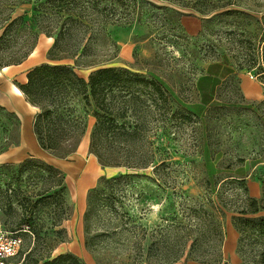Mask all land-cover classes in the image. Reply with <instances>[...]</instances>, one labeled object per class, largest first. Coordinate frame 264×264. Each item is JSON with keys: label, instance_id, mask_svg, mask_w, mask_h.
I'll return each mask as SVG.
<instances>
[{"label": "rangeland", "instance_id": "rangeland-1", "mask_svg": "<svg viewBox=\"0 0 264 264\" xmlns=\"http://www.w3.org/2000/svg\"><path fill=\"white\" fill-rule=\"evenodd\" d=\"M97 1L104 5L115 0ZM117 4L111 18V10L103 12L108 20L90 43L92 56L81 59L93 65L74 67L75 72L86 79L97 67H122L158 77L181 98L191 119L155 139L156 155L167 163L157 174L155 165L136 171L102 167L89 152L92 110L84 111L77 101L74 105L84 115L86 132L75 151L60 158L48 151L35 156L28 148L21 160L0 159V222L21 238L10 264H20L29 251L23 264L42 263L59 252L71 253L83 264H132L144 260L153 242L169 248L176 234L193 237L200 228L204 231V226L195 230L197 218L190 209L213 210L219 202L234 203L243 190L228 184L230 179L244 178L247 195L264 199V124L252 112L254 104L264 100V0H119ZM8 15L23 21L6 34L0 59L13 61L33 43L34 48L21 64L0 69V154L15 149L21 138L12 114L18 98L12 86L24 82L28 66L47 62L57 35V0H0V34ZM34 15L44 30L35 24ZM250 56L257 62L249 68L245 59ZM74 60L66 57L58 63L73 65ZM211 108L204 130L201 119ZM31 136L35 142L32 131ZM25 159L31 162L20 171L19 163ZM41 163L57 173L50 175ZM227 163L231 170L212 168ZM126 172L138 176L121 182L115 196L102 198L85 220L87 191L102 177ZM85 176L90 178L83 184ZM34 201L27 211L25 207ZM215 212L227 245L232 214ZM27 217L32 223L28 229ZM255 217H264V211ZM167 225L183 228L168 230ZM190 226L193 232L185 230ZM234 236L237 239L238 233ZM221 255L220 264H230L224 261L222 248ZM238 258L237 264L249 260Z\"/></svg>", "mask_w": 264, "mask_h": 264}, {"label": "trees", "instance_id": "trees-1", "mask_svg": "<svg viewBox=\"0 0 264 264\" xmlns=\"http://www.w3.org/2000/svg\"><path fill=\"white\" fill-rule=\"evenodd\" d=\"M118 1L100 5V1L97 0H86L83 4L70 0H57V35L47 53L48 60H57V63L44 62L32 67L26 72V81L17 84V88L29 104L39 109L33 119L32 131L42 150L60 158L75 151L86 132L84 115L78 112L74 105L77 101L84 111L92 110L94 123L89 133V152L96 156L102 167L136 171L155 165L153 173L157 174L160 169L167 166V163L157 157L156 151L158 152L159 149L154 145L155 139L166 135L173 125L181 126L191 119L190 111L181 103V98L173 95L160 78L146 77L126 68L97 67L86 79L79 77L74 70V67L93 65V63L83 64L81 59L92 56L90 43L99 32L101 23L108 20L104 11L111 10L113 12L109 14L111 18ZM61 12L66 15L63 17L60 15ZM176 14L189 15L186 12H176ZM37 16H33V21L40 30H44L36 21ZM61 17L63 19L59 22ZM84 19L86 22H83ZM4 21L6 24L2 26L0 44L5 42L8 31L15 24L23 21V18H11L8 15ZM46 34L51 37L50 33L46 32ZM33 48L34 43L22 57L13 61L3 62L0 59V68L10 64H20ZM66 57L75 58L73 65L58 63ZM245 61L246 66L250 68L256 64L257 59L250 56ZM254 105L252 112L260 117L264 124V100ZM215 108H224V106ZM212 109H209L201 119L204 130H207ZM12 114L17 120L16 124L20 126L18 116L14 112ZM15 144H18V141ZM243 161L244 159H239L238 162ZM30 162L25 159L19 163L20 171L26 169ZM223 164H216V167L212 168L213 170L232 169L230 163ZM8 165L3 164L2 167ZM40 165L49 171L50 175L57 173V170L51 166L43 163ZM133 176L138 174L126 172L117 177L100 178L97 184L87 191L85 220L87 214L102 198L104 200L107 197L113 198L121 188V182ZM227 183L243 190L234 203L219 202L214 207L215 210H208L203 206L190 209L197 218L195 230L204 226V231H200V228L193 237L176 234L169 248L160 247L153 242L147 247L144 260L138 259L132 264H175L183 257L185 260L200 263L220 264L223 234L215 211L220 215H224L225 212L232 214L231 224L238 233L236 252L242 261L249 259L245 260L244 264H264V217H255L257 213L264 211V199L257 200L247 195L244 178H233ZM207 185H210L209 180ZM106 190L108 193L105 192ZM36 202H32L25 209L31 212V207ZM107 203L111 204V201ZM25 223L28 228L32 227L30 217L25 218ZM166 228L177 230L183 227L167 225ZM187 228L193 232L192 226L186 227L185 230ZM199 231L201 234L198 235ZM161 251L165 254L157 256ZM29 252L25 254L20 264L24 263ZM33 264L83 263L71 253H61L42 263L35 261Z\"/></svg>", "mask_w": 264, "mask_h": 264}, {"label": "crops", "instance_id": "crops-1", "mask_svg": "<svg viewBox=\"0 0 264 264\" xmlns=\"http://www.w3.org/2000/svg\"><path fill=\"white\" fill-rule=\"evenodd\" d=\"M47 40H51V38H46ZM51 42V41H50ZM35 51H33L31 53L30 56H32L34 54ZM47 62H52L54 63V61H49L47 60ZM41 63V62H40ZM21 64V63H20ZM19 65V64H17ZM39 65V63H36L32 66H28V69H31L32 67ZM10 66H4L2 68H0L1 70H5L7 68H9ZM26 81V77L24 79V82ZM23 82V83H24ZM14 93L17 95V102L15 103L14 107H13V111L14 113L20 118V127H21V138H19L17 147L15 149L3 152L2 154H0V159L2 160H21L23 158H25L27 156V149L31 148L34 153L35 156H39V153L41 154V152H43L44 150H42L38 143L37 140L33 134L32 131V123H33V119L31 120L30 118V114L34 116L36 115V113L39 111V109L31 104H29L28 102L25 101L22 93L20 92V90L16 87V86H12ZM18 92V93H16ZM22 98V101L21 99ZM31 131L32 134L35 138V142L34 139L31 138ZM84 137V136H83ZM83 137L81 138V141L83 139ZM81 141L79 142L78 145H80ZM33 143H34V147H33ZM37 145V146H36ZM78 148V146H77ZM86 168V167H85ZM231 231H229L228 235V241H227V245H226V241L223 242V258L224 261H229L230 264H237L238 263V254L236 252V247H237V239H235V234L237 233V231L235 229H233L234 227H232L230 225ZM236 232V233H235ZM225 243V245H224ZM227 246V247H226ZM63 252H59L54 256H57L58 254H61ZM51 257V258H52ZM175 264H207V263H200V262H196V261H191V260H185L184 257L179 260L177 263Z\"/></svg>", "mask_w": 264, "mask_h": 264}, {"label": "built area", "instance_id": "built-area-1", "mask_svg": "<svg viewBox=\"0 0 264 264\" xmlns=\"http://www.w3.org/2000/svg\"><path fill=\"white\" fill-rule=\"evenodd\" d=\"M20 246L21 238L17 232L7 230L0 222V264H10L9 260L16 255Z\"/></svg>", "mask_w": 264, "mask_h": 264}, {"label": "bare ground", "instance_id": "bare-ground-1", "mask_svg": "<svg viewBox=\"0 0 264 264\" xmlns=\"http://www.w3.org/2000/svg\"><path fill=\"white\" fill-rule=\"evenodd\" d=\"M16 93H18V92H16ZM88 178H90V176L89 177H87V176L83 177L82 183L84 184L86 182V179H88Z\"/></svg>", "mask_w": 264, "mask_h": 264}]
</instances>
